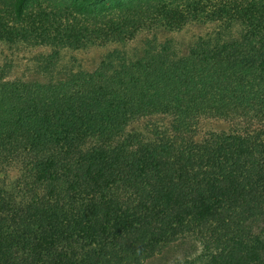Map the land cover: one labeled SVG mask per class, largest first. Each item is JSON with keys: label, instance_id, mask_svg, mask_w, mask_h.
<instances>
[{"label": "trees", "instance_id": "trees-1", "mask_svg": "<svg viewBox=\"0 0 264 264\" xmlns=\"http://www.w3.org/2000/svg\"><path fill=\"white\" fill-rule=\"evenodd\" d=\"M35 3L0 0V40L153 37L54 82L0 66V264H141L186 236L184 264H264V0ZM191 21L217 29L157 35Z\"/></svg>", "mask_w": 264, "mask_h": 264}, {"label": "rangeland", "instance_id": "rangeland-1", "mask_svg": "<svg viewBox=\"0 0 264 264\" xmlns=\"http://www.w3.org/2000/svg\"><path fill=\"white\" fill-rule=\"evenodd\" d=\"M36 1L32 0L33 8L36 7ZM38 1L43 3V8L50 10L54 2L66 0ZM220 1L222 0H212L211 4ZM215 29H217L215 22L191 21L181 30H158L157 35L161 41L171 39L175 50L182 53L186 52L199 36ZM148 37H153V34L142 31L125 43L91 42L78 48L56 45L51 41L42 44L25 41L10 43L0 40V66L5 69L4 72L9 79L16 78L24 82L38 83L54 82L78 71H91L109 51L115 48L133 51L142 46L143 40ZM220 124L213 122L211 125L218 127ZM201 247L200 242L194 237H182L141 264H184L187 259L197 255Z\"/></svg>", "mask_w": 264, "mask_h": 264}]
</instances>
